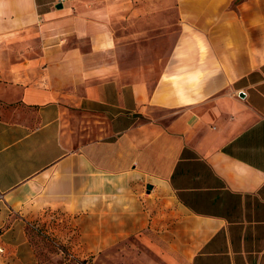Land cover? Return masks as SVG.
<instances>
[{"label":"crops","instance_id":"1","mask_svg":"<svg viewBox=\"0 0 264 264\" xmlns=\"http://www.w3.org/2000/svg\"><path fill=\"white\" fill-rule=\"evenodd\" d=\"M50 214L117 264H264V0H0V247Z\"/></svg>","mask_w":264,"mask_h":264},{"label":"rangeland","instance_id":"2","mask_svg":"<svg viewBox=\"0 0 264 264\" xmlns=\"http://www.w3.org/2000/svg\"><path fill=\"white\" fill-rule=\"evenodd\" d=\"M10 239L0 264H117V251L104 255L94 251L92 255L83 250L77 230L56 214L21 222L20 231Z\"/></svg>","mask_w":264,"mask_h":264},{"label":"built area","instance_id":"3","mask_svg":"<svg viewBox=\"0 0 264 264\" xmlns=\"http://www.w3.org/2000/svg\"><path fill=\"white\" fill-rule=\"evenodd\" d=\"M4 249L2 247H0V254H3L4 253Z\"/></svg>","mask_w":264,"mask_h":264},{"label":"trees","instance_id":"4","mask_svg":"<svg viewBox=\"0 0 264 264\" xmlns=\"http://www.w3.org/2000/svg\"><path fill=\"white\" fill-rule=\"evenodd\" d=\"M79 264H86V261H83L82 263H79Z\"/></svg>","mask_w":264,"mask_h":264},{"label":"water","instance_id":"5","mask_svg":"<svg viewBox=\"0 0 264 264\" xmlns=\"http://www.w3.org/2000/svg\"><path fill=\"white\" fill-rule=\"evenodd\" d=\"M147 188H148V189H150L151 187H150V186H148Z\"/></svg>","mask_w":264,"mask_h":264}]
</instances>
